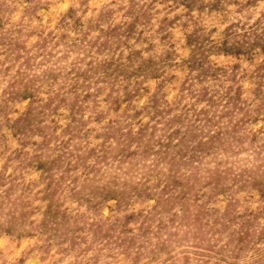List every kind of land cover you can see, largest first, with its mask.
Returning <instances> with one entry per match:
<instances>
[{
    "label": "rangeland",
    "instance_id": "1",
    "mask_svg": "<svg viewBox=\"0 0 264 264\" xmlns=\"http://www.w3.org/2000/svg\"><path fill=\"white\" fill-rule=\"evenodd\" d=\"M0 264H264V0H0Z\"/></svg>",
    "mask_w": 264,
    "mask_h": 264
}]
</instances>
